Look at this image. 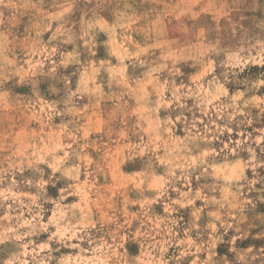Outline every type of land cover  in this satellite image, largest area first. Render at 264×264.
I'll use <instances>...</instances> for the list:
<instances>
[{"label": "rangeland", "instance_id": "obj_1", "mask_svg": "<svg viewBox=\"0 0 264 264\" xmlns=\"http://www.w3.org/2000/svg\"><path fill=\"white\" fill-rule=\"evenodd\" d=\"M0 264H264V0H0Z\"/></svg>", "mask_w": 264, "mask_h": 264}]
</instances>
